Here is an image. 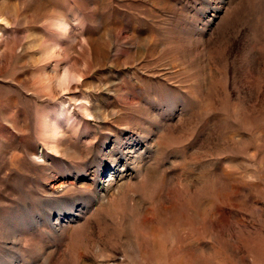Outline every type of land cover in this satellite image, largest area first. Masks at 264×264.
<instances>
[{"label":"rangeland","instance_id":"1","mask_svg":"<svg viewBox=\"0 0 264 264\" xmlns=\"http://www.w3.org/2000/svg\"><path fill=\"white\" fill-rule=\"evenodd\" d=\"M0 264H264V0H0Z\"/></svg>","mask_w":264,"mask_h":264}]
</instances>
